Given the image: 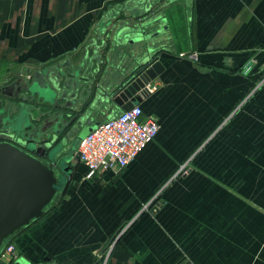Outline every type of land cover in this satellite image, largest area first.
Instances as JSON below:
<instances>
[{
	"label": "crops",
	"instance_id": "0c3cea01",
	"mask_svg": "<svg viewBox=\"0 0 264 264\" xmlns=\"http://www.w3.org/2000/svg\"><path fill=\"white\" fill-rule=\"evenodd\" d=\"M155 56L158 88L139 103L154 140L94 181L77 161L58 173L41 216L7 241L18 257L264 264V0H0V92L70 69L60 86L91 92L73 130L117 114L114 93Z\"/></svg>",
	"mask_w": 264,
	"mask_h": 264
},
{
	"label": "water",
	"instance_id": "95a60500",
	"mask_svg": "<svg viewBox=\"0 0 264 264\" xmlns=\"http://www.w3.org/2000/svg\"><path fill=\"white\" fill-rule=\"evenodd\" d=\"M127 36L124 38H127ZM148 37L145 32L139 33L129 43L143 42ZM148 51L152 53V50ZM157 56L144 59V62L134 70L132 75L125 79L123 82L124 88L114 93L112 101L115 103L117 110L126 111L133 105L142 102L148 96V92L145 89L146 85L153 82L164 69L159 61H155ZM47 76L48 71L46 73H34L26 91L32 92L33 95L43 102L55 103L57 100L64 102L69 100L70 105L60 106L61 115L59 120H62L64 128L70 127L71 124L80 126L81 121L79 118L84 112V107L91 96V92L82 91L80 96V92L68 93V89L65 86H62L63 88L60 86V81L65 80V78L67 84H71V79L69 81L67 79L75 76L70 72V69L58 72L50 84L45 80ZM74 85L75 83H72V86ZM107 98L110 100L109 97ZM69 118L70 120H68ZM4 121L0 117V124L4 125L0 131V248L6 238L18 229L29 225L34 218L41 216L56 188L55 177L51 169L43 166L17 147L8 143L16 142L18 134L13 125H6L7 123ZM56 124L59 125L58 122ZM57 125L53 126V132H55L50 137L52 139L45 144V149L53 145L56 135L59 133L56 128ZM91 130L93 129H81L76 137V142L79 143ZM36 142L33 141V138L29 141H19L20 144L34 147H37ZM72 158V160L79 162V153L74 151ZM68 170L66 169L64 172H68ZM22 258V264H42L41 262H31L27 258ZM44 262L49 263L48 260H44ZM14 264H18L17 261Z\"/></svg>",
	"mask_w": 264,
	"mask_h": 264
},
{
	"label": "built area",
	"instance_id": "2783aa9c",
	"mask_svg": "<svg viewBox=\"0 0 264 264\" xmlns=\"http://www.w3.org/2000/svg\"><path fill=\"white\" fill-rule=\"evenodd\" d=\"M179 57L196 61L195 53H181ZM157 88L154 82L145 87L148 95ZM158 128L156 119L147 117L139 103L98 124L78 143L84 179L94 181L100 175L125 169L154 140ZM6 255L11 264L18 261L13 244L7 242L0 248V259Z\"/></svg>",
	"mask_w": 264,
	"mask_h": 264
},
{
	"label": "flooded vegetation",
	"instance_id": "af4514ba",
	"mask_svg": "<svg viewBox=\"0 0 264 264\" xmlns=\"http://www.w3.org/2000/svg\"><path fill=\"white\" fill-rule=\"evenodd\" d=\"M28 85L25 87L18 85L14 91L8 93L12 95V97L8 96L6 98L4 97L5 93L2 91L0 92V117L6 121V125H13V128H16L18 134L16 140L14 139L16 142L12 141L8 143L17 147L27 156L38 161L43 166L51 169L56 181L57 178H59L58 173L64 176V171L66 169H69L68 173H71L70 171L74 169L73 164L75 160L69 162L68 159H66L65 150H67V148H65V146H67V144L70 145L69 149L71 150V155L68 156L73 157L74 151H72V147L76 142V137L80 130H73L72 126L74 124H71L68 128H64L62 120H59L61 115L60 106L63 105L64 102L62 103V101L57 100L55 103H41L32 92L26 91ZM67 105H70L69 100ZM68 120H70V118ZM56 122H58L59 125H57ZM54 125H57L56 128L59 133L56 135L53 145L45 149V144L52 139L50 137L55 132H53ZM3 127L4 125L0 124V131ZM31 138H33V141H37V147L19 143V141H29ZM43 161H46L48 165ZM3 244H5V242Z\"/></svg>",
	"mask_w": 264,
	"mask_h": 264
},
{
	"label": "rangeland",
	"instance_id": "374dc122",
	"mask_svg": "<svg viewBox=\"0 0 264 264\" xmlns=\"http://www.w3.org/2000/svg\"><path fill=\"white\" fill-rule=\"evenodd\" d=\"M263 78L264 77L262 76V79H258V82L256 84H258V83L259 84H264ZM69 146H70L69 144H67V146H65V148H67V150H65V157H66V159H68V161H72L73 158L68 156V155H71V150L69 149ZM77 148H78V143L75 142L74 146L72 147V151H77ZM43 162L48 165V163L46 161H43ZM56 176H57V173H56ZM55 182L59 183L58 180H56ZM68 183H70V182H68ZM9 239H10V236L8 238H6V240L4 242L9 241ZM10 262H11V260H10ZM17 263L18 264H22L23 263V258L19 257Z\"/></svg>",
	"mask_w": 264,
	"mask_h": 264
},
{
	"label": "bare ground",
	"instance_id": "6f19581e",
	"mask_svg": "<svg viewBox=\"0 0 264 264\" xmlns=\"http://www.w3.org/2000/svg\"><path fill=\"white\" fill-rule=\"evenodd\" d=\"M56 183V182H55Z\"/></svg>",
	"mask_w": 264,
	"mask_h": 264
}]
</instances>
